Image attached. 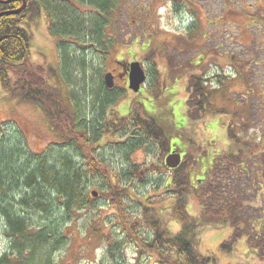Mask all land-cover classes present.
I'll list each match as a JSON object with an SVG mask.
<instances>
[{
    "label": "rangeland",
    "instance_id": "obj_1",
    "mask_svg": "<svg viewBox=\"0 0 264 264\" xmlns=\"http://www.w3.org/2000/svg\"><path fill=\"white\" fill-rule=\"evenodd\" d=\"M119 5L118 20L104 26L106 37L85 34L76 40L77 46L67 45L66 65L59 42L70 39L48 30L44 12L24 24L32 36L31 62L45 68L46 82L72 96L92 137L101 130L102 137L106 135V142L93 146L94 154L128 187L120 200L112 201L100 193L101 180L92 179L88 189L94 205L75 211L67 222L57 208L48 218L32 213L35 226L58 225L60 236H65L58 248L50 249L52 264H121L122 256L124 264H134L135 254L140 264L181 263L175 250L159 254L162 242L156 235H175L182 223L176 215L172 172L165 165L170 152L133 127L131 114H126L139 104L157 119L188 163L192 192L185 211L189 222L197 224V254L215 258L214 264H264L263 253L255 247L264 240V0H119ZM80 7L89 30L92 6L85 1ZM132 61L140 62L146 72L138 92L122 74ZM107 72L115 76L111 89L104 84ZM191 75L201 77L208 91L207 110L197 120L186 115ZM99 89L104 105L96 102ZM113 98L115 103L108 105ZM117 115L128 118L126 125H110ZM102 119L108 123L107 132ZM0 124V140L10 149L23 144L33 153L45 152L47 159L67 153L75 163L83 160L74 148L54 144L36 104L6 97L2 91ZM238 149L243 150L242 158L232 164L227 157ZM228 191L241 204L237 209L245 227L232 250L222 252L220 245L229 240L232 228L210 221L201 208L210 202L220 207ZM5 225L0 216V257L10 252L13 242ZM156 255L159 262H154Z\"/></svg>",
    "mask_w": 264,
    "mask_h": 264
},
{
    "label": "trees",
    "instance_id": "obj_2",
    "mask_svg": "<svg viewBox=\"0 0 264 264\" xmlns=\"http://www.w3.org/2000/svg\"><path fill=\"white\" fill-rule=\"evenodd\" d=\"M23 1L25 6L19 13L0 16V93L2 91L6 97L36 104L47 119L55 137L54 144L68 149L74 148L83 160L81 163H75L67 153L47 159L45 152L33 153L23 144L12 145L10 149L0 140V216L6 224L4 230L13 238L10 247L12 253L7 252L1 256L0 264H52L50 249L58 248L64 242L65 236L63 232L60 236L58 225L52 228L35 226L30 220L32 213L48 218L57 208L60 215L66 218L63 222H67L75 211L94 205L88 189L92 185V179L101 180L98 186L100 193L112 201L120 200V193L128 187L122 185L117 177H112L110 166L94 154L93 146L106 142V135L102 137L101 130L98 134L95 132L92 137V132L87 129L84 116L77 110L72 96L68 93L64 96L58 87L46 82L42 76L46 72L45 68L31 62L29 55L32 36L24 24L44 12L50 20L49 30L52 34L62 39H70H66L65 43V39L59 42L60 51L62 50L60 57L66 65L69 57L65 51L67 45L77 46L75 42L85 34L90 37L105 36L104 26L112 20H118L121 8L119 0H76L80 5L88 1L92 6V25L89 30L81 16L80 5L76 7L71 2L10 0L8 3H0V13L20 8ZM115 10L118 12L114 13ZM187 90L186 115L188 119L197 120L200 113L207 110L204 96L208 91L202 84V78L195 75L188 78ZM99 92L100 89L96 94V102L104 105V98ZM116 99L108 100V105L114 104ZM138 106L134 110L130 108L126 113L131 114V125L156 141L165 153L172 149L178 150L172 147L157 119L148 115L142 104ZM125 115H117L110 121V125L114 128L126 125L128 118ZM99 124H104L107 132V121ZM98 127L97 124L95 131H98ZM239 142L240 138L237 137L236 143ZM237 151L238 154H230L227 157L232 164L242 158L243 150ZM187 166L188 163L182 160L174 169L166 167L172 172L171 187L175 193L176 215L182 224L175 235L170 236L169 232H159L156 235V239L162 242L159 244V254L162 256L163 250H175L176 260L181 262L180 264H214L215 258L213 260L210 257H200L195 251L194 232L197 224L196 221L195 224L189 222V214L185 211L187 198L192 192ZM231 193L232 191H228L225 196L222 195L223 202L218 205L220 207H214L212 202H204L201 208L204 214L211 217L210 221L219 220L232 228L229 240L220 245L222 252L232 250L236 240L242 237L245 227L244 216L240 215L237 209L241 204L238 199H232ZM216 198L219 200V196ZM254 236L256 238L257 234ZM260 241L255 247L264 255V240Z\"/></svg>",
    "mask_w": 264,
    "mask_h": 264
},
{
    "label": "water",
    "instance_id": "obj_3",
    "mask_svg": "<svg viewBox=\"0 0 264 264\" xmlns=\"http://www.w3.org/2000/svg\"><path fill=\"white\" fill-rule=\"evenodd\" d=\"M10 0H0V3H8ZM25 6V2L23 1V4L20 8L16 10H8L0 13L1 15L4 14H17L20 11L23 10ZM128 86L133 92H138L141 88V86L144 84L146 80V72L143 69L142 65L138 61H132L128 64ZM104 84L108 89H111L114 87V76L112 73L107 72L104 75ZM181 163V154L180 152H171L165 157V165L168 168H176ZM93 196H97V191L91 192Z\"/></svg>",
    "mask_w": 264,
    "mask_h": 264
},
{
    "label": "flooded vegetation",
    "instance_id": "obj_4",
    "mask_svg": "<svg viewBox=\"0 0 264 264\" xmlns=\"http://www.w3.org/2000/svg\"><path fill=\"white\" fill-rule=\"evenodd\" d=\"M62 3H65V2H71V4H73V5H75L76 7H78L79 6V4H78V2L76 1V0H60ZM92 11V10H91ZM47 28H48V30H49V24H50V20L47 18ZM67 40H63V42L65 43ZM122 74L123 75H128V72H127V67H126V69H123V72H122ZM114 78H115V76H114ZM173 150H175V149H172L170 152H172ZM175 151H179V150H175ZM181 153V152H180ZM182 155V154H181ZM183 159V158H182ZM155 242H157V240H154L153 241V243L152 244H155ZM157 248H158V246H157ZM156 248V249H157ZM132 256V259H133V261H134V264H140V255H131ZM157 256V255H156ZM124 259H122V261H121V264H124V262H125V259H126V257L125 256H122ZM148 257H152V256H147V258ZM155 258V257H154ZM160 261V259H159V256H157V258H155V260H154V262H159ZM120 264V263H119Z\"/></svg>",
    "mask_w": 264,
    "mask_h": 264
}]
</instances>
